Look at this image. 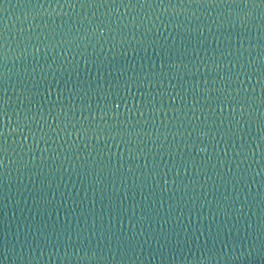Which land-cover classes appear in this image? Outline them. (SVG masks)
I'll return each instance as SVG.
<instances>
[{
  "label": "water",
  "instance_id": "obj_1",
  "mask_svg": "<svg viewBox=\"0 0 264 264\" xmlns=\"http://www.w3.org/2000/svg\"><path fill=\"white\" fill-rule=\"evenodd\" d=\"M0 264H264V0H0Z\"/></svg>",
  "mask_w": 264,
  "mask_h": 264
}]
</instances>
